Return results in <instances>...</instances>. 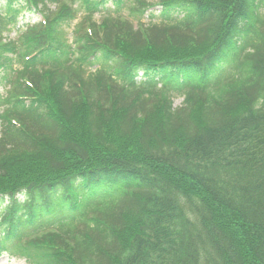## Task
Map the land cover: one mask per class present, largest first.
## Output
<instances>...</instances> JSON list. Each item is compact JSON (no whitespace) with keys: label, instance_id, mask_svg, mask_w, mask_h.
Instances as JSON below:
<instances>
[{"label":"trees","instance_id":"trees-1","mask_svg":"<svg viewBox=\"0 0 264 264\" xmlns=\"http://www.w3.org/2000/svg\"><path fill=\"white\" fill-rule=\"evenodd\" d=\"M130 1L0 0V254L264 264V0Z\"/></svg>","mask_w":264,"mask_h":264},{"label":"rangeland","instance_id":"rangeland-1","mask_svg":"<svg viewBox=\"0 0 264 264\" xmlns=\"http://www.w3.org/2000/svg\"><path fill=\"white\" fill-rule=\"evenodd\" d=\"M132 1V0H131ZM146 3H151L153 4V7H151L143 16L141 19L142 24H147L149 19H148V14L149 12H153L155 14H158L159 11V6H157V0H145ZM130 5L133 4L132 2H129ZM128 4V6H130ZM51 11L54 10V6L50 8ZM124 17H128V19L132 20L134 25H136V21L128 16V10H125L123 13ZM98 16H95V20H98ZM41 21V15L39 13H31L27 11H23L15 20L14 24L7 25V28L5 31L2 33V37L5 39L6 42L9 40H17V38L20 36V34L24 31L26 26H32ZM78 21V20H77ZM76 23L73 22L69 28L71 31L73 25ZM22 28V32H19L18 30ZM2 91V89H0ZM182 104V98L181 97H175L173 99V106L174 107H179ZM0 264H27L26 261L23 258H20L16 255L13 254V252H3L0 254Z\"/></svg>","mask_w":264,"mask_h":264}]
</instances>
